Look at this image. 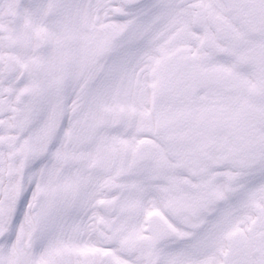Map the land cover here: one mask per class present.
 <instances>
[{
    "label": "snow or ice",
    "instance_id": "obj_1",
    "mask_svg": "<svg viewBox=\"0 0 264 264\" xmlns=\"http://www.w3.org/2000/svg\"><path fill=\"white\" fill-rule=\"evenodd\" d=\"M0 264H264V0H0Z\"/></svg>",
    "mask_w": 264,
    "mask_h": 264
}]
</instances>
